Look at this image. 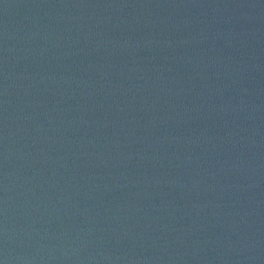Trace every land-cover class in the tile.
<instances>
[{"label":"water","instance_id":"1","mask_svg":"<svg viewBox=\"0 0 264 264\" xmlns=\"http://www.w3.org/2000/svg\"><path fill=\"white\" fill-rule=\"evenodd\" d=\"M0 264H264V0H0Z\"/></svg>","mask_w":264,"mask_h":264}]
</instances>
